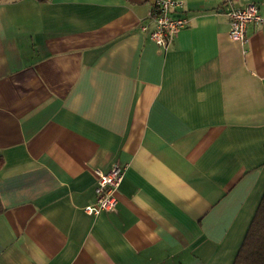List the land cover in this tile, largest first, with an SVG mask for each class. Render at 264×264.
Segmentation results:
<instances>
[{"label": "crops", "instance_id": "crops-1", "mask_svg": "<svg viewBox=\"0 0 264 264\" xmlns=\"http://www.w3.org/2000/svg\"><path fill=\"white\" fill-rule=\"evenodd\" d=\"M185 0H0V264H233L264 194V22ZM236 7L264 0H232ZM125 167L114 210L94 168Z\"/></svg>", "mask_w": 264, "mask_h": 264}, {"label": "built area", "instance_id": "built-area-1", "mask_svg": "<svg viewBox=\"0 0 264 264\" xmlns=\"http://www.w3.org/2000/svg\"><path fill=\"white\" fill-rule=\"evenodd\" d=\"M185 5V0H153L148 22L143 24L142 30L147 31L153 23L150 37L163 50H167L174 38L190 25V20L184 12ZM225 7L230 21L229 34L234 41L245 43L248 24L264 22V11L257 3L236 7L232 0H228ZM94 174L96 199L85 206V211L97 215L114 210L118 204L117 192L124 179L125 167L119 164H113L108 170L96 167Z\"/></svg>", "mask_w": 264, "mask_h": 264}, {"label": "trees", "instance_id": "trees-1", "mask_svg": "<svg viewBox=\"0 0 264 264\" xmlns=\"http://www.w3.org/2000/svg\"><path fill=\"white\" fill-rule=\"evenodd\" d=\"M4 159L0 156V178ZM5 210L0 199V214ZM233 264H264V194Z\"/></svg>", "mask_w": 264, "mask_h": 264}]
</instances>
